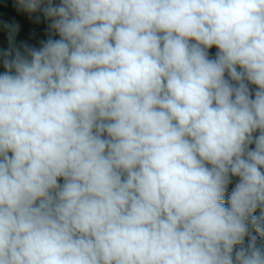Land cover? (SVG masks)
<instances>
[{
  "label": "clouds",
  "instance_id": "obj_1",
  "mask_svg": "<svg viewBox=\"0 0 264 264\" xmlns=\"http://www.w3.org/2000/svg\"><path fill=\"white\" fill-rule=\"evenodd\" d=\"M16 8L49 38L4 24L0 264H264V0Z\"/></svg>",
  "mask_w": 264,
  "mask_h": 264
},
{
  "label": "rangeland",
  "instance_id": "obj_2",
  "mask_svg": "<svg viewBox=\"0 0 264 264\" xmlns=\"http://www.w3.org/2000/svg\"><path fill=\"white\" fill-rule=\"evenodd\" d=\"M6 14L3 15L2 9L0 8V50L7 49L8 47V39H7V32L4 29L5 23H15L19 24V31L16 33V46H21V43H26L29 46L33 47H40L41 41H45L49 38V31H48V24L45 18L38 22L35 28L32 26H26L27 21L30 19L31 15L28 13H23L20 15L19 19H15L12 17L10 12H5ZM28 27V28H27ZM26 31H30L32 36L28 38L26 36ZM58 38V37H55ZM29 40V41H28ZM215 49V48H212ZM216 50V49H215ZM4 71L2 61H0V73Z\"/></svg>",
  "mask_w": 264,
  "mask_h": 264
},
{
  "label": "trees",
  "instance_id": "obj_3",
  "mask_svg": "<svg viewBox=\"0 0 264 264\" xmlns=\"http://www.w3.org/2000/svg\"><path fill=\"white\" fill-rule=\"evenodd\" d=\"M54 3H59V0H54ZM0 8L2 9L3 15H5L6 14L5 12L7 11V12H10L12 17L15 19H19L20 15L24 13L23 11L17 10L16 0H0ZM36 16L40 17L39 22L44 19L42 13H40V12L33 13V14H31L30 19L27 21L26 26H28V27L32 26L33 28H35L36 25L38 24V22L36 20ZM26 36L28 38H30L32 36L31 32L26 31ZM209 52H210V55H214L216 50L210 49Z\"/></svg>",
  "mask_w": 264,
  "mask_h": 264
},
{
  "label": "crops",
  "instance_id": "obj_4",
  "mask_svg": "<svg viewBox=\"0 0 264 264\" xmlns=\"http://www.w3.org/2000/svg\"><path fill=\"white\" fill-rule=\"evenodd\" d=\"M235 183H236V179L234 178L233 182L229 185V189H228L229 192L232 190V188L234 187ZM225 195L227 197L228 193H226ZM255 214H259V210H257V213H255ZM245 239H246V242H247L248 238L246 237ZM258 240H259V238H258Z\"/></svg>",
  "mask_w": 264,
  "mask_h": 264
}]
</instances>
